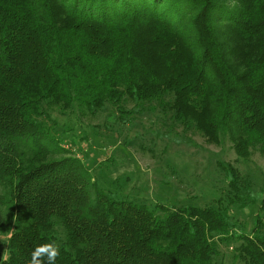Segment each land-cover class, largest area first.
<instances>
[{"label": "trees", "instance_id": "trees-1", "mask_svg": "<svg viewBox=\"0 0 264 264\" xmlns=\"http://www.w3.org/2000/svg\"><path fill=\"white\" fill-rule=\"evenodd\" d=\"M157 109L264 155V0H0V264L61 233L55 264H226L224 244L230 264H264V190L238 168L222 167L226 201L259 203L251 231L221 198L119 199L63 143Z\"/></svg>", "mask_w": 264, "mask_h": 264}, {"label": "rangeland", "instance_id": "rangeland-1", "mask_svg": "<svg viewBox=\"0 0 264 264\" xmlns=\"http://www.w3.org/2000/svg\"><path fill=\"white\" fill-rule=\"evenodd\" d=\"M136 119L121 126L107 111L94 121L85 120L86 129L92 130L88 138H79L82 129L78 127L63 143L91 168L99 186L119 199L152 208L156 204L217 206L221 198L229 219L251 231L259 203L228 204L229 174L222 167L238 168L259 198L264 190L263 154L256 150L249 159L238 158L230 139L210 142L194 126L171 114L164 116L159 109L144 110ZM234 246L223 245L229 259Z\"/></svg>", "mask_w": 264, "mask_h": 264}, {"label": "clouds", "instance_id": "clouds-1", "mask_svg": "<svg viewBox=\"0 0 264 264\" xmlns=\"http://www.w3.org/2000/svg\"><path fill=\"white\" fill-rule=\"evenodd\" d=\"M11 235L12 233L9 232L8 236L11 237ZM66 239V233H61L56 240L37 244L31 252V259L28 264H55L60 254L61 243ZM2 259L5 261L8 259L6 249L3 252Z\"/></svg>", "mask_w": 264, "mask_h": 264}]
</instances>
